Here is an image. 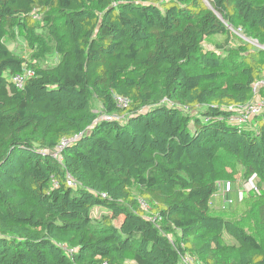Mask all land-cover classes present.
<instances>
[{
	"label": "trees",
	"instance_id": "trees-1",
	"mask_svg": "<svg viewBox=\"0 0 264 264\" xmlns=\"http://www.w3.org/2000/svg\"><path fill=\"white\" fill-rule=\"evenodd\" d=\"M229 27L264 44V0H0V264H264V236L212 202L231 181L237 205L240 175L264 187V112L230 109L256 97L264 49Z\"/></svg>",
	"mask_w": 264,
	"mask_h": 264
},
{
	"label": "built area",
	"instance_id": "built-area-1",
	"mask_svg": "<svg viewBox=\"0 0 264 264\" xmlns=\"http://www.w3.org/2000/svg\"><path fill=\"white\" fill-rule=\"evenodd\" d=\"M34 18L38 19L40 15L38 13H34ZM36 71L34 68H30L28 66H25L23 71L18 72L12 76V81L13 84L18 87L22 88L30 77L35 76ZM264 87V79L258 81L255 83L253 87V91L256 95L254 100L247 105L240 106V107H230V109L234 112L231 116V122L238 125V126H243L248 124L254 117L260 116L264 112V99L259 97V90ZM115 102L118 107L120 108H126L129 106L131 100L123 96L121 94H115L114 95ZM101 120H114V119H119L118 116L115 115H102L100 116ZM80 135H76L73 138L66 139L64 138L62 142L51 152L53 157L58 159L59 161L62 160L61 152L64 147H66L70 142L75 141L76 139L79 138ZM67 184L71 187H77L78 182L76 179L70 174H67ZM54 184L57 185L58 182L54 180ZM219 190L216 192L215 196H221L222 198V207L227 208L232 203L234 202L233 198L230 196L233 187H232V182L231 181H221L219 182ZM252 189L257 191L258 186L256 183L252 184ZM103 196H105L103 194ZM139 203L141 207L149 211L150 210V205L149 203L141 198L139 199ZM180 261L182 264H198V261L196 257L191 254L188 251L180 252ZM102 264H108L107 262H103Z\"/></svg>",
	"mask_w": 264,
	"mask_h": 264
},
{
	"label": "rangeland",
	"instance_id": "rangeland-1",
	"mask_svg": "<svg viewBox=\"0 0 264 264\" xmlns=\"http://www.w3.org/2000/svg\"><path fill=\"white\" fill-rule=\"evenodd\" d=\"M207 1V0H206ZM41 20V19H40ZM232 31H234L237 35L241 36L243 39L247 41H251L255 46H258L260 48L264 49V44H261L258 42L255 38H248L240 29H232L229 27ZM11 30V37L8 40V45L11 49H25V36L23 33L15 32V35H12ZM37 32L41 35L39 36L41 39V42L48 47V49L51 48V43L44 42L46 39H49L48 33H46L42 28H38ZM240 45L239 42H231V46L234 47V49L238 48ZM205 47L208 48H215V40L207 41L204 43ZM45 52H48V57L50 61H56L54 60L55 55H50L49 50H46ZM97 111L100 110L99 108L96 109ZM99 112V111H98ZM259 181L258 178H251L244 180L243 176H239V179L237 181L238 186V192L240 194V198L237 201V205L232 206L231 208H225L226 212H231L236 218L243 217L241 221L242 224L248 228L250 232H252L254 235H256L258 238H262L264 236V224L259 221L258 215H257V209L261 203H264V198L261 196L264 194V187L260 189V191L257 192L252 189V184L257 183ZM215 196V195H214ZM214 202V201H213ZM216 202V201H215ZM223 209V208H222ZM234 212V213H233ZM99 211L96 215H99ZM223 214V213H220ZM95 215V214H94ZM244 215V216H243ZM225 238L228 241H233V238L225 234Z\"/></svg>",
	"mask_w": 264,
	"mask_h": 264
},
{
	"label": "crops",
	"instance_id": "crops-1",
	"mask_svg": "<svg viewBox=\"0 0 264 264\" xmlns=\"http://www.w3.org/2000/svg\"><path fill=\"white\" fill-rule=\"evenodd\" d=\"M214 201V202H213ZM216 201V202H215ZM212 202L215 204V205H220L221 204V208H223L222 207V198H221V196H214L213 197V199H212ZM223 209H225V208H223Z\"/></svg>",
	"mask_w": 264,
	"mask_h": 264
}]
</instances>
